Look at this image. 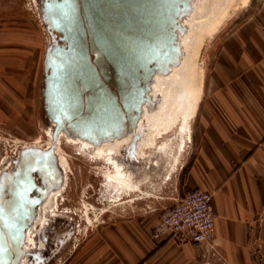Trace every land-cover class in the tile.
Returning a JSON list of instances; mask_svg holds the SVG:
<instances>
[{
	"label": "rangeland",
	"instance_id": "1",
	"mask_svg": "<svg viewBox=\"0 0 264 264\" xmlns=\"http://www.w3.org/2000/svg\"><path fill=\"white\" fill-rule=\"evenodd\" d=\"M214 2L215 14L200 37L195 63L198 98L205 83L215 29L229 20L245 0ZM189 13L190 9L180 17H186L183 24H190ZM180 26L182 33L185 27ZM57 35L47 25L41 0H0V171L11 170L23 148L44 149L54 142L42 89L45 55L58 43ZM152 102L149 110L155 108L156 102ZM192 124L193 117L187 119L172 103L166 106L163 121L157 125L161 133L157 134L153 126L149 129L151 144L138 145V133L134 146L130 140L119 151L97 154L62 138L58 153L63 171L57 185L61 188L54 200L51 195L44 201V223L39 219L33 222L28 232L31 239L19 260L23 262L18 263L96 264L95 240L103 225L161 206L163 191L171 188L177 171L192 154ZM114 161L125 167L134 189H119L107 178L116 170ZM252 227L245 258L229 264H264V212ZM43 228L44 239L40 240L39 230Z\"/></svg>",
	"mask_w": 264,
	"mask_h": 264
},
{
	"label": "water",
	"instance_id": "2",
	"mask_svg": "<svg viewBox=\"0 0 264 264\" xmlns=\"http://www.w3.org/2000/svg\"><path fill=\"white\" fill-rule=\"evenodd\" d=\"M191 0H41L58 43L44 60V110L54 133L100 143L132 134L154 73L180 55V17ZM52 146L19 154L0 188V264H16L45 193L59 184ZM39 178L40 184L36 182Z\"/></svg>",
	"mask_w": 264,
	"mask_h": 264
},
{
	"label": "crops",
	"instance_id": "3",
	"mask_svg": "<svg viewBox=\"0 0 264 264\" xmlns=\"http://www.w3.org/2000/svg\"><path fill=\"white\" fill-rule=\"evenodd\" d=\"M232 15L217 25L210 43L205 83L191 114V156L163 191L161 208L151 206L97 231L96 264L245 258L252 224L264 212V0H245ZM194 188L212 193L210 244L153 239L150 232L161 209Z\"/></svg>",
	"mask_w": 264,
	"mask_h": 264
},
{
	"label": "bare ground",
	"instance_id": "4",
	"mask_svg": "<svg viewBox=\"0 0 264 264\" xmlns=\"http://www.w3.org/2000/svg\"><path fill=\"white\" fill-rule=\"evenodd\" d=\"M215 2L212 0H191L190 3V13L188 21L190 24H183V21L186 17L180 20V25L184 26V31L182 33L177 32V41L179 44L180 55L178 61L175 64L169 66V68L162 73H154L148 89V97L150 101H155L156 105L153 110H149L147 104L144 103L141 107L140 117H138L137 122L135 124L134 134L138 135L141 134L140 139L138 141V145L152 143L150 135L148 134L149 129L152 128V121L154 123V128L157 130V134L161 133L160 128H157L162 121L163 115L165 114V108L168 104L174 103L176 108L182 113L183 115L191 117L193 106L196 101V90L194 88V75L196 74V59L198 56V46L200 37L202 33L206 31L208 25L210 23V19L213 16L215 11ZM151 123V125H150ZM187 124V123H186ZM53 125V123H52ZM188 127V126H187ZM133 134V133H132ZM132 134L127 133L121 137H116L111 140H104L100 143H91L87 140L80 139L78 137L69 136L62 131L54 133V142H49L48 145L53 147L54 154L56 157V163L60 169L61 168V157L59 156V143L63 138L66 142H69L73 145H76L77 148H81L84 150H88L90 152H95L97 154L101 153L102 151H119L121 146L127 144L131 138ZM137 142H135L136 144ZM131 144V142H130ZM36 145V144H35ZM28 148H37V146H30L25 147L20 151L27 150ZM143 148V147H142ZM79 151V150H78ZM114 160V159H112ZM116 170L113 173L107 174V178L110 179L111 183H115L117 188H124L127 189L132 187L130 185V180L128 177L127 170L125 167L120 163L114 161ZM14 167V166H13ZM112 170V168H111ZM7 170L0 171V188L1 184L4 182L5 175ZM63 176V174H62ZM59 186L53 187L48 190L44 197L40 200V202L36 205L35 211L43 205L44 201H46L51 195L53 196V200L56 198V194L61 188ZM54 202V201H53ZM54 204V203H53ZM42 220L40 215H36L35 219H32L31 223L27 227V231H25V236L21 248L25 253L24 249L26 250V243H29L31 239L28 234L30 229L33 226V222L35 220ZM44 221H41L43 224ZM31 234V233H30ZM40 240L44 239V228L39 230ZM30 238V239H29ZM20 260V259H19ZM17 261V263L19 262ZM23 261L19 262L22 263ZM16 263V264H17ZM18 263V264H19Z\"/></svg>",
	"mask_w": 264,
	"mask_h": 264
},
{
	"label": "built area",
	"instance_id": "5",
	"mask_svg": "<svg viewBox=\"0 0 264 264\" xmlns=\"http://www.w3.org/2000/svg\"><path fill=\"white\" fill-rule=\"evenodd\" d=\"M215 225L212 211V193L202 188L187 191L173 205L161 209L151 229L153 239L190 241L208 245L214 237ZM205 264H229L221 259Z\"/></svg>",
	"mask_w": 264,
	"mask_h": 264
},
{
	"label": "flooded vegetation",
	"instance_id": "6",
	"mask_svg": "<svg viewBox=\"0 0 264 264\" xmlns=\"http://www.w3.org/2000/svg\"><path fill=\"white\" fill-rule=\"evenodd\" d=\"M38 184H40V180L37 182ZM54 203V202H53ZM53 203L52 204H50V205H53ZM45 204V202L43 203V205ZM43 205L40 207V209L38 210V208L36 209V211H35V214H34V216H33V219H35V217H36V215H40V218L42 217V218H44V216L42 215V212H43Z\"/></svg>",
	"mask_w": 264,
	"mask_h": 264
}]
</instances>
